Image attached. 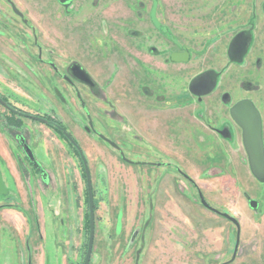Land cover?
<instances>
[{
	"label": "rangeland",
	"instance_id": "374dc122",
	"mask_svg": "<svg viewBox=\"0 0 264 264\" xmlns=\"http://www.w3.org/2000/svg\"><path fill=\"white\" fill-rule=\"evenodd\" d=\"M0 95L80 146L89 264H264V182L229 114L251 99L264 144V0H0ZM0 172V264H83L86 179L69 142L0 105Z\"/></svg>",
	"mask_w": 264,
	"mask_h": 264
},
{
	"label": "water",
	"instance_id": "95a60500",
	"mask_svg": "<svg viewBox=\"0 0 264 264\" xmlns=\"http://www.w3.org/2000/svg\"><path fill=\"white\" fill-rule=\"evenodd\" d=\"M13 9L16 12H18V10L14 6ZM152 18H153V12H152ZM178 55L179 54L174 53L172 54V57L177 58ZM0 103L5 105V103L2 101L1 98H0ZM18 114L43 123L46 122L44 118L39 116H34L31 114L21 113V112H18ZM229 114L231 119L241 129L242 145L247 156L248 166L251 174L258 181L264 182V146L262 140V120L258 109L256 108V106L254 105L251 99L242 98L236 101L234 104H232V106L229 109ZM62 133L69 140L71 144L77 147L81 162L83 164V169L86 179L87 197H88V240H87V248H86L83 264H89L92 254V248L94 243V231H95V216H94L95 209H94V197H93L91 174L88 168L86 158L83 155L82 151L78 148L74 139L66 130H62ZM101 137L107 140L105 137L103 136ZM110 143L111 145L116 147L114 143L112 142ZM24 149L29 160L34 163L35 161L31 150L26 145H24ZM6 192H7V188L0 172V194H6ZM200 200L205 207L213 211H216L214 208L209 206V204H207V202L205 201L202 195H200ZM250 206L255 207L256 202L253 200L250 201ZM221 214L235 224V226L237 227V234H238L239 233L238 221L235 218L229 216L227 213H221ZM237 245H238V235L234 248V254L237 250Z\"/></svg>",
	"mask_w": 264,
	"mask_h": 264
},
{
	"label": "flooded vegetation",
	"instance_id": "af4514ba",
	"mask_svg": "<svg viewBox=\"0 0 264 264\" xmlns=\"http://www.w3.org/2000/svg\"><path fill=\"white\" fill-rule=\"evenodd\" d=\"M13 4L11 3V9L15 12V13H17V14H19V15H21L20 14V12L18 13V12H16L14 9H13ZM15 7V6H14ZM16 8V7H15ZM17 9V8H16ZM177 58H180L179 57V55L177 56ZM68 73H69V75L74 79V80H76V81H78L79 83H82V84H85V85H87V86H89V87H91V88H93L94 86H95V83L93 82V80L91 79V77L82 69V68H80V67H78L77 65H72L70 68H69V71H68ZM65 79L70 83V84H73V82L71 81V79L69 78V77H67V76H65ZM77 96H79V94H77ZM0 98L2 99V101L5 103V105H3V104H1L0 103V105L3 107V108H5L9 113H12V114H14V115H16V116H19V117H24V118H27V119H29V120H34V119H31V118H28V117H25V116H22V115H20V114H18V112H21V113H27V114H31V115H34V116H39V115H36V114H32V113H28V112H25V111H22V110H18V109H16V108H14L13 106H11L5 99H3V97L0 95ZM234 104V103H233ZM255 105V104H254ZM232 106V105H231ZM257 108V107H256ZM39 117H42V118H44L45 120H46V122L45 123H43V122H40V123H43V124H45L46 126H48V127H50V128H53L56 132H59L68 142H69V140L63 135V133H62V130H66L62 125H61V123H59V122H57V121H55V120H53V119H50V118H48V117H46V116H39ZM34 121H37V120H34ZM67 131V130H66ZM68 132V131H67ZM69 133V132H68ZM70 134V133H69ZM71 135V134H70ZM102 135H100V137H101ZM71 137L73 138V136L71 135ZM102 138V137H101ZM74 139V138H73ZM103 139V138H102ZM105 140V139H104ZM74 141L76 142V140L74 139ZM107 141V140H106ZM69 144L72 146V148L74 149V151L79 155V152H78V149H77V147L75 146V145H73V144H71L70 142H69ZM76 144H77V146H78V148L80 149V146L78 145V143L76 142ZM24 145H26L25 143H22V149H23V151H24V153H25V155L27 156V154H26V152H25V149H24ZM27 146V145H26ZM263 146H264V144H263ZM28 147V146H27ZM29 148V147H28ZM30 149V148H29ZM81 150V149H80ZM27 158H28V156H27ZM79 158H80V156H79ZM29 159V158H28ZM81 160V159H80ZM31 163L32 164H34L32 161H31ZM83 165V164H82ZM85 175V174H84ZM199 197H200V195H199ZM252 201V200H251ZM254 201V200H253ZM256 202V201H255ZM249 204H250V202H249ZM210 206V205H209ZM256 206H257V203H256ZM255 206V207H256ZM255 207H253V208H255ZM207 208V207H206ZM213 208V207H212ZM209 209V208H208ZM211 210V209H210ZM216 210V209H215ZM211 211H213V210H211ZM213 212H215V213H217V214H220L221 216H223L221 213H224V212H218L217 210L216 211H213ZM224 217V216H223ZM226 218V217H225ZM235 244H236V241H235ZM235 248V247H234Z\"/></svg>",
	"mask_w": 264,
	"mask_h": 264
},
{
	"label": "trees",
	"instance_id": "16d2710c",
	"mask_svg": "<svg viewBox=\"0 0 264 264\" xmlns=\"http://www.w3.org/2000/svg\"><path fill=\"white\" fill-rule=\"evenodd\" d=\"M85 176V175H84ZM87 202H88V197H87ZM94 207H95V205H94Z\"/></svg>",
	"mask_w": 264,
	"mask_h": 264
}]
</instances>
